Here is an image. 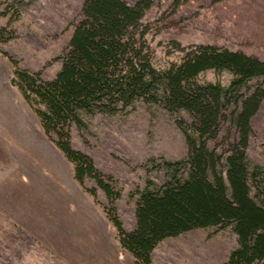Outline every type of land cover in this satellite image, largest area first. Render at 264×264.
<instances>
[{
  "label": "rangeland",
  "instance_id": "1",
  "mask_svg": "<svg viewBox=\"0 0 264 264\" xmlns=\"http://www.w3.org/2000/svg\"><path fill=\"white\" fill-rule=\"evenodd\" d=\"M83 1L0 3V28L14 33L0 40V264H136L108 210L126 229L135 228L138 190L148 179H165V159L187 154L178 122L189 120L188 113L139 100L116 113L84 114V125L70 127L73 146L113 178L106 180L120 196L112 203L94 177L84 185L75 178L74 163L12 78L16 68L55 77ZM144 21L153 26L147 42L159 68L180 59L177 41L185 50L210 43L264 56V0H155ZM231 78L228 70L199 75L222 84ZM252 124L249 161L264 167V101ZM237 245L231 226L195 228L161 240L151 264H224Z\"/></svg>",
  "mask_w": 264,
  "mask_h": 264
},
{
  "label": "trees",
  "instance_id": "2",
  "mask_svg": "<svg viewBox=\"0 0 264 264\" xmlns=\"http://www.w3.org/2000/svg\"><path fill=\"white\" fill-rule=\"evenodd\" d=\"M154 2L84 0L55 77L16 68L12 81L74 163L75 178L84 185L86 176L94 177L112 203L120 190L73 146L71 125H84V114L116 113L139 100L188 113L189 120L178 122L187 154L165 159V179H148L138 190L135 228L126 229L108 210L122 247L136 264H151L166 237L231 226L238 245L224 264H264V167L251 165L248 156L252 119L264 101V56L210 43L185 50L177 41L180 59L159 68L147 42L153 26L144 21ZM5 30L0 28V40L14 35ZM212 69L231 72L229 83L199 79Z\"/></svg>",
  "mask_w": 264,
  "mask_h": 264
}]
</instances>
